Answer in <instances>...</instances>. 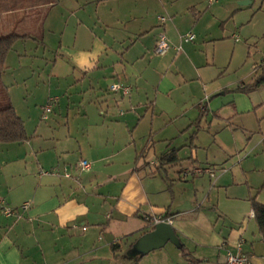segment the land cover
<instances>
[{"label": "crops", "instance_id": "obj_1", "mask_svg": "<svg viewBox=\"0 0 264 264\" xmlns=\"http://www.w3.org/2000/svg\"><path fill=\"white\" fill-rule=\"evenodd\" d=\"M90 1L77 4L71 24L68 17L59 18L47 28L45 23L51 21V10L59 0L3 14H11L15 22L22 20L27 28L37 22L38 33L43 29L38 39L23 33L28 36L17 41L33 40L35 50H10L3 73L8 69L6 62L34 56L45 66L36 72L37 80L48 85L53 81L55 89L62 84L66 96L50 95L48 99L56 102L52 112L45 120L44 109L36 113V119L29 117L31 129L16 112L28 140L0 144L5 154L17 151L15 158L0 162V202L14 209L7 216L0 206V264H122L114 258L112 245L116 254L126 253L151 230L145 217L155 215L171 217L170 225L187 256L168 242L137 264H225L226 251L238 247L250 257V264H264V236L250 197L237 193L230 160L224 156L222 161L208 163L206 156L205 165H215L214 176L206 171L196 174V164L180 156L177 147L171 148L172 134L164 136L175 132L171 109L176 103L173 94L180 87L190 86L191 108L175 113L181 123L176 132L185 131L183 120L189 112L196 116V108L207 107L231 125L233 113L239 116L251 110L253 103L241 95L240 104L232 94L211 99L219 91L212 88L211 80L218 54L215 49L211 54L200 48L219 40L214 30L218 9L236 7L227 0L225 5H219L220 0H96V6L108 3L120 23L137 24L128 37L106 39L108 25L101 16L90 23L78 16ZM159 16L166 18L163 24ZM160 27L170 47L148 61L147 51L154 50ZM188 33L195 38L184 42ZM230 37L238 41L234 33ZM48 39L57 41L53 53L46 49ZM257 71L254 68L253 76ZM116 82L131 86L130 94L111 91ZM157 123L162 126L158 128ZM159 135L163 136L157 153L153 136ZM171 150L178 160L162 165V155ZM20 157L29 162L14 169L15 177L9 162ZM81 160L91 164L89 170L80 168ZM151 161H156L155 167L151 168ZM250 188L248 184L249 194ZM24 204L26 209L21 208Z\"/></svg>", "mask_w": 264, "mask_h": 264}, {"label": "rangeland", "instance_id": "obj_2", "mask_svg": "<svg viewBox=\"0 0 264 264\" xmlns=\"http://www.w3.org/2000/svg\"><path fill=\"white\" fill-rule=\"evenodd\" d=\"M85 1L87 2L89 0H59L57 5L51 10V21L49 19L47 20L45 28L49 27V24H52L53 20L56 21L59 18L65 19L68 17V23L71 24L70 21H74V14L78 10L77 4L79 2L85 3ZM111 1L107 2L113 4L114 2ZM227 1V3H233L236 8L230 11L226 9L228 6L220 7L216 12L217 24L214 30H216V34H220L218 35V42H214L210 44V46L200 47L203 53L210 52L212 54L215 49V52L218 54L217 63L213 65V68L211 67L214 73L211 80L213 82L212 88H216V90L219 91L218 94L215 93L211 99L232 94L237 95L236 100L240 104L242 100L239 98V95H241L246 97L250 104L253 103L251 106L252 108L250 111L243 112L239 116H233V113L232 125L230 123L226 124L227 121H225V119L218 117L215 113L207 109V107L205 108L206 111L201 116L200 113L202 110L196 108L198 111L196 116L189 112L186 114L187 119L185 118L183 120V127L181 129L185 128V131L182 132L179 130L180 132H176V127H181L179 125L181 123L178 122L175 113L177 112L178 115H181L185 109H187V112L189 107L191 108V106H188L187 101L190 96V86L180 87L173 94V100L176 103L171 109V120L173 124L175 123V132L170 133L168 131L164 136L172 134L169 135V141H172L171 148L177 147L179 149V154H181L180 156L184 157L185 160H192L197 168L206 169V167H209L211 170L215 168V165H205L207 163L206 156L209 158L208 163L222 161L224 156L227 157L232 163L233 171L236 173L234 174V178L237 186H239L237 193L241 194L246 192L250 198L252 196H257V200L264 202V191L261 190L264 184V84L254 90H238L240 86L248 85L259 75L261 72L259 68L264 63V0ZM241 1H247V3L245 5H240ZM90 2L91 3H88L86 9L81 11L83 13H79L78 16L85 19L88 23H90L91 20L93 22L95 18L101 16V19L108 25L106 39H109L110 35L115 37L118 35L119 38L123 35L128 37L127 34L134 32L136 29L137 24L133 22L122 24L117 21L113 13L115 11H110L108 9V3V5L106 4L102 7L95 5L97 3L96 0ZM221 4L225 5L226 3L220 0L219 5ZM205 9L209 12L208 8ZM193 13L194 11L192 14ZM37 28V22H34L33 25L27 28L22 20L19 22L12 20L11 14L0 17V35L9 32H18L22 34L30 32L31 35L35 34V36H37L35 38L38 39V37L42 35L43 29L38 33ZM160 31L164 32L161 27ZM233 33L238 38V41H234V39L230 37ZM72 34V32H68L70 38H72ZM212 36H214V33ZM64 41L68 42V39L65 38ZM47 45L46 49L48 52L53 53L57 49V41H55V39H48ZM114 47L117 48L118 44L116 43ZM39 48L40 50L42 49V47ZM11 50L13 52L17 50V52L21 50L33 51L35 50V44H33V40L17 41ZM29 54L28 52V55ZM156 57L159 56L154 53V50L149 49L147 51L146 58L148 61L152 59L155 60ZM41 62L43 61L34 56H28V58L20 60L19 62L11 60L6 62L8 65L7 71L0 75V107L12 104L16 112L24 116L30 129L32 123L31 121H27L29 120L28 118L31 117L33 120L36 119V113H38L40 109H44L45 105L49 103L48 98L50 95H59L60 98L61 94H63L62 96H66L62 84L60 89L63 91L55 89L53 87V81H50L51 83L48 85L43 84L42 79H40L41 81L37 80L38 74L36 72L40 71V68L42 69L45 67ZM61 67H63L62 64L57 68L61 69ZM254 68L258 71L253 76ZM32 69L35 71L34 75L31 72ZM40 77L42 78V76ZM219 93L221 94L219 95ZM232 102L234 103V101ZM43 104L44 107H42ZM79 108L80 113L82 112L83 114L85 112L84 108L82 106H79ZM234 109V104H232V110L234 111ZM208 115L209 118L207 117ZM189 117L192 118V121H188ZM156 125L158 128L162 126L159 123ZM161 136L163 135L153 136L157 153L159 150V140L162 138ZM191 142L193 146H191ZM21 147L23 149V146ZM0 148V162L10 160L17 156L15 155L17 151L11 150L9 154H5L3 152L4 150H2L3 146H0ZM195 151L197 152V159ZM18 153L20 154V150ZM24 161L28 163L29 159L20 157V159L16 158L9 162L10 174L16 177L17 175L14 169H16V167L20 168L26 164ZM240 161L242 163H240ZM8 176L10 177V175H7V177ZM203 176L208 178L209 175L204 172ZM15 177L14 179H18ZM248 184L251 186V195L248 193Z\"/></svg>", "mask_w": 264, "mask_h": 264}, {"label": "trees", "instance_id": "obj_3", "mask_svg": "<svg viewBox=\"0 0 264 264\" xmlns=\"http://www.w3.org/2000/svg\"><path fill=\"white\" fill-rule=\"evenodd\" d=\"M57 0H0V17L3 14L33 8L42 5L55 4ZM28 35L18 32H9L0 35V75L4 71V63L8 52L11 50L14 43ZM261 72L248 85H242L238 90H254L264 84V67L260 66ZM205 108V107H204ZM205 110H202L200 116ZM28 140V135L25 130L24 122L16 113L12 104H7L0 107V143H21ZM162 165L166 163H175L178 159L174 150L167 152L161 157ZM251 209L254 213V218L261 235L264 236V204L259 203L255 197L250 198ZM131 246V245H130ZM129 246V247H130ZM184 256H187V251L183 245L179 247ZM114 258L122 264H137L141 257H130L125 252L116 254L118 251L115 245H112Z\"/></svg>", "mask_w": 264, "mask_h": 264}, {"label": "built area", "instance_id": "obj_4", "mask_svg": "<svg viewBox=\"0 0 264 264\" xmlns=\"http://www.w3.org/2000/svg\"><path fill=\"white\" fill-rule=\"evenodd\" d=\"M216 0H208L209 3H212ZM166 18L163 16H159V21L161 24L165 22ZM195 38V35L193 33H188L183 36L184 42H191ZM170 45L167 40L166 34L164 32H160L156 41V45L154 47V53L157 55H163L166 53V51L169 49ZM110 90L113 92H120L122 95H128L131 92V86L125 85L122 83H113L110 86ZM55 103L54 98L49 99V103H47L44 107V112L42 119H47V115L52 112L53 104ZM82 170H89L91 167V164L87 162L86 160H81L78 164ZM156 166V161H151V168ZM152 171V169H150ZM203 171H206L210 176H214L213 170L211 169H202V168H196L194 169V173L200 174ZM44 173V172H43ZM69 176V175H67ZM0 206L4 212L5 215L10 216L14 209L6 206L3 202H0ZM21 208L26 209L27 205L24 204L21 206ZM145 219L151 223L152 226H154L157 223L165 222V223H171V217L169 216H163V215H155V216H146ZM225 264H250V257L244 254L240 248L238 247L235 251L227 250L225 254Z\"/></svg>", "mask_w": 264, "mask_h": 264}, {"label": "water", "instance_id": "obj_5", "mask_svg": "<svg viewBox=\"0 0 264 264\" xmlns=\"http://www.w3.org/2000/svg\"><path fill=\"white\" fill-rule=\"evenodd\" d=\"M246 3L247 1H241L240 5H245ZM168 242L178 248L181 246L179 237L169 223H157L151 227L150 231L141 235L126 254L130 257H142L151 251L164 247Z\"/></svg>", "mask_w": 264, "mask_h": 264}]
</instances>
